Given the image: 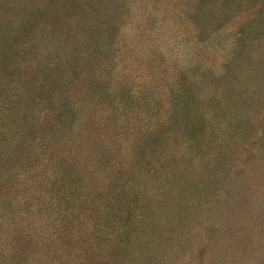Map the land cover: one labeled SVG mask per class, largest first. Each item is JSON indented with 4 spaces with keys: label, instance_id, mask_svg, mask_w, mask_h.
Instances as JSON below:
<instances>
[{
    "label": "rangeland",
    "instance_id": "obj_1",
    "mask_svg": "<svg viewBox=\"0 0 264 264\" xmlns=\"http://www.w3.org/2000/svg\"><path fill=\"white\" fill-rule=\"evenodd\" d=\"M0 264H264V0H0Z\"/></svg>",
    "mask_w": 264,
    "mask_h": 264
},
{
    "label": "trees",
    "instance_id": "obj_2",
    "mask_svg": "<svg viewBox=\"0 0 264 264\" xmlns=\"http://www.w3.org/2000/svg\"><path fill=\"white\" fill-rule=\"evenodd\" d=\"M117 91V90H116ZM115 90L112 89V93L116 92Z\"/></svg>",
    "mask_w": 264,
    "mask_h": 264
}]
</instances>
